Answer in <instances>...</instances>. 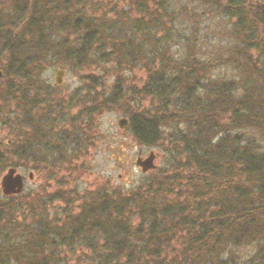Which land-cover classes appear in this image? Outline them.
Returning <instances> with one entry per match:
<instances>
[{"label":"trees","instance_id":"trees-1","mask_svg":"<svg viewBox=\"0 0 264 264\" xmlns=\"http://www.w3.org/2000/svg\"><path fill=\"white\" fill-rule=\"evenodd\" d=\"M128 1L116 21L83 16V5L70 9L67 2L31 10L17 38H32L33 53L32 40L0 38L6 57L0 124L11 136L0 153V173L30 168L42 181L25 194L0 198V264H264V146L256 150L252 142L264 141V0ZM178 1H195L232 21L230 34L242 45L233 55L239 61L222 60L220 51L207 60L195 57L172 9ZM121 19L128 22L122 29ZM6 22L0 18V26L11 27ZM67 33L71 43L60 39ZM174 47L181 54L170 52ZM47 58L70 69H114V80L101 95L98 80H87L82 101L68 104L40 78ZM134 62L142 64L144 78L126 85L118 69L130 70ZM223 65L242 79L211 78ZM147 100L149 107L137 112ZM108 108L128 117L135 142L165 156L164 169L127 192L78 185L76 164L91 145L85 137ZM47 111L81 117L83 150H31L23 132L19 148L17 116L27 123ZM249 129L256 136L245 135ZM65 159L78 176L70 169V181L60 182L54 170Z\"/></svg>","mask_w":264,"mask_h":264},{"label":"rangeland","instance_id":"rangeland-1","mask_svg":"<svg viewBox=\"0 0 264 264\" xmlns=\"http://www.w3.org/2000/svg\"><path fill=\"white\" fill-rule=\"evenodd\" d=\"M56 2L58 4L67 2L70 9H79L83 5L84 7L81 14L83 16H92L94 20H100V17H104L107 20H113L115 18V21L116 19L118 20L115 15H120L122 10L126 11V4L129 3L128 0H0V18L7 20L6 23L8 24L9 22L11 25V27L9 25L5 27L0 26V30L3 32V34L0 32V38L9 37L11 35L10 37L14 38L17 43L19 41L31 42L32 38L29 37L17 38L20 36L23 37L22 32L25 29V18H27L28 15L30 16L31 10L42 7L43 5L51 6V8L55 9ZM16 3H18L17 7ZM172 9H176V18L177 21H180V32L190 37L189 39L192 41V44L195 45L194 56L200 58V60L210 59L213 55L219 54V51L224 57H222V60L229 59L234 57V53L238 51L239 48L241 49V41H236V36L230 34V22L232 23V21L229 20L230 22H227L220 13L221 11L211 13L207 6L203 7L195 1L191 4H187L185 1L174 2ZM54 13H58V10ZM119 22L121 29L126 27L128 23L124 19H121ZM9 27L10 29H8ZM71 30V28H67L65 31ZM259 32L262 34L263 31L259 30ZM60 39L69 40L70 43L73 41V38L68 33L63 36L61 35ZM51 41H55V39ZM30 46V53H33L32 47L34 46V41ZM1 47H3L2 41H0V51ZM25 49L24 47L23 50ZM180 49L179 47H174L171 48V51L168 50V52H180ZM252 55L253 58H255L254 52H252ZM234 58L239 61L238 54ZM45 62L47 65L42 70L40 78L52 88L54 93L53 96L60 99L59 101L74 105L77 101H82V90L91 87V85H88V82L92 79L96 78L98 80L97 90L100 95L107 92L110 88V84L114 80L113 75L116 72L114 69L102 68L101 66L95 67L93 65L78 67L77 64H75L73 65L74 68L70 69L62 63V65L59 64L60 62H57L56 59L47 58ZM5 64L6 57L2 54L0 55V71H2L1 67L5 66ZM134 64V67H130V70L123 67L118 69L121 73L119 78H122L126 82V85H138L140 84V80L144 78L145 71L142 68V64L140 62H134ZM58 69L65 72L61 78L60 86H56L54 83L55 71ZM210 74L212 75L211 78H217V75L220 77L225 76L226 79H230L235 83H238L240 78L242 79L240 72L236 70V68L226 65L212 70ZM2 79L3 75L0 82ZM87 80L88 82H86ZM148 103V100L144 101L142 103L143 107L137 112L142 111L144 107H149ZM95 117L93 119L94 127L90 130L91 132L88 136L85 137L89 138L91 145L86 148L88 151L85 156L81 157L76 164L77 171L80 173V178L78 180L79 187L90 189L102 188L108 191L121 188L124 192L134 190L152 175L153 170L142 174L140 169L135 166V160L137 158H145L150 152L156 154L154 161L155 169H164L166 162L164 159L165 156L161 150L139 145L128 133L127 126L124 127V129L118 128L117 121L121 118L127 119V116H124L117 110L108 108L101 110ZM247 131L249 134L246 133L245 135L251 137L253 135L256 136V132L252 129ZM235 133L238 134V132ZM240 137L242 138V133H240ZM260 141L262 142L260 143ZM252 142L256 150L257 148L261 150V147L264 146V141L261 139L259 142L257 139H253ZM10 143L11 136L8 135L6 127L0 124V149H2L0 153L2 152V154H4L7 151L4 150V146ZM67 161L68 159H65L60 166L58 165L59 167L57 170H54V178L60 182L64 181V179L70 181V179L66 177L70 169H73L70 175L78 176V172L75 171L76 167ZM80 166H82L83 169ZM9 167L10 166L6 167L0 173V177ZM16 169H18V172L25 178V186L20 194H25L30 190H34L41 184L42 181H40L39 175H37V172L34 170L23 167ZM28 172L32 173L33 181L28 180ZM52 180L53 179L50 180L51 184H53ZM68 183L70 185L73 182ZM1 197L4 196L0 193V198Z\"/></svg>","mask_w":264,"mask_h":264},{"label":"flooded vegetation","instance_id":"flooded-vegetation-1","mask_svg":"<svg viewBox=\"0 0 264 264\" xmlns=\"http://www.w3.org/2000/svg\"><path fill=\"white\" fill-rule=\"evenodd\" d=\"M63 74H65L64 71ZM55 85L60 86V84ZM69 118L61 114L49 115L47 111L44 114L40 113V115L31 114L26 123L25 121H21L20 117L17 116L14 129L16 134L19 135V139L17 140L19 148L23 145L22 140L24 141L25 139V137L20 135L23 132L27 133L26 140L31 150H83L80 132L82 130L81 117L79 115H72ZM16 150L20 149L17 148ZM22 179L25 186V178L23 176ZM29 181H33V179Z\"/></svg>","mask_w":264,"mask_h":264},{"label":"water","instance_id":"water-1","mask_svg":"<svg viewBox=\"0 0 264 264\" xmlns=\"http://www.w3.org/2000/svg\"><path fill=\"white\" fill-rule=\"evenodd\" d=\"M63 71L57 70L54 75V83L61 84V78L63 76ZM2 77V72L0 71V79ZM128 125V120L121 118L117 121V126L119 129H124ZM156 154L150 152L145 158H137L135 160V166L140 169L142 174L155 169L154 161ZM28 180H32V173L27 174ZM24 188V181L22 175L17 172L16 168L9 167L5 173L0 177V193L4 197L16 196L22 193Z\"/></svg>","mask_w":264,"mask_h":264}]
</instances>
